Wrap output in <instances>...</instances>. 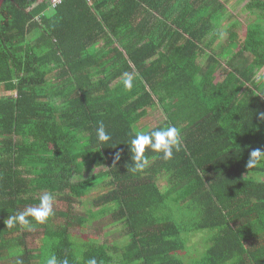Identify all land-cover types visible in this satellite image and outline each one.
Here are the masks:
<instances>
[{"label": "trees", "instance_id": "16d2710c", "mask_svg": "<svg viewBox=\"0 0 264 264\" xmlns=\"http://www.w3.org/2000/svg\"><path fill=\"white\" fill-rule=\"evenodd\" d=\"M49 1L0 7V264H264V160L246 167L264 150V0ZM154 112L145 133L174 125L181 149L133 171ZM45 193L46 222L6 227ZM106 212L124 235L99 243L86 223Z\"/></svg>", "mask_w": 264, "mask_h": 264}, {"label": "clouds", "instance_id": "9594fccd", "mask_svg": "<svg viewBox=\"0 0 264 264\" xmlns=\"http://www.w3.org/2000/svg\"><path fill=\"white\" fill-rule=\"evenodd\" d=\"M125 89H131L133 86V78L129 75L123 80ZM260 116L264 118V113ZM96 136L99 142L106 143L111 140V135L105 130L104 124L101 122L96 129ZM130 152L133 161V171L143 170L146 164L147 157L145 156L146 148H150L156 153H162L163 159L171 160L174 152H179L182 145V137L180 129L174 125H165L164 127L150 132H138L130 141ZM119 153L116 154L115 160H119ZM264 160V150L259 148L254 149L250 153L247 161V168L255 167L260 161ZM54 197L51 193H45L40 197L39 205L28 208L16 215L7 218L6 227L12 228L19 224L21 226H29L30 221L28 217L31 216L36 222L44 223L47 219L54 215L53 211ZM47 264H58L57 258L51 256L47 260ZM63 264H67L64 261ZM88 264H97L95 259L88 261Z\"/></svg>", "mask_w": 264, "mask_h": 264}, {"label": "rangeland", "instance_id": "374dc122", "mask_svg": "<svg viewBox=\"0 0 264 264\" xmlns=\"http://www.w3.org/2000/svg\"><path fill=\"white\" fill-rule=\"evenodd\" d=\"M242 5L243 3H240L238 5L237 11L234 10L233 13H236L237 19L244 25L245 23L255 19L254 18L255 16L249 15L247 10L242 9ZM261 29L264 30V26H262ZM210 37L212 36H208V38ZM224 39H225L224 37L216 39L215 47L218 48L220 41ZM263 74H264V68L258 71L257 79L264 78ZM159 120H160V115L154 112L151 115L145 116L144 118L140 119V121L135 124L136 130L138 132H146L149 128L156 125L159 122ZM82 169L84 172H87V173L89 172L84 167ZM96 170L98 171V169ZM251 174L256 179H260L261 181H264V172H252ZM79 175L80 174H78L77 172H73L71 179L75 180ZM89 203L90 201H88L87 199L83 200L82 203L77 202L74 206V210L76 211V213L77 212L81 213L88 206ZM58 205L61 206L60 204ZM114 223L115 222L111 221L110 212H106V214L104 215L97 216L95 220H93L92 222L90 223L87 222L86 231L97 242L99 243L108 242L109 243L112 240H118L121 237V235H124V232H123L124 229H121L122 225L120 223H115V224ZM116 228L118 229L114 231V229ZM190 239L191 240L189 241V243L191 245H194V246H189L191 247L190 248V256H191V254L195 252L196 248L201 246L202 241L204 242V240H201V234L200 235L197 234L194 239L192 238ZM37 241H38V238L34 237L32 241L30 240V244L35 246Z\"/></svg>", "mask_w": 264, "mask_h": 264}, {"label": "built area", "instance_id": "2783aa9c", "mask_svg": "<svg viewBox=\"0 0 264 264\" xmlns=\"http://www.w3.org/2000/svg\"><path fill=\"white\" fill-rule=\"evenodd\" d=\"M60 1L61 0H50L49 2L54 6V5H56Z\"/></svg>", "mask_w": 264, "mask_h": 264}, {"label": "water", "instance_id": "95a60500", "mask_svg": "<svg viewBox=\"0 0 264 264\" xmlns=\"http://www.w3.org/2000/svg\"><path fill=\"white\" fill-rule=\"evenodd\" d=\"M3 2H4V0H0V7H1V5L3 4Z\"/></svg>", "mask_w": 264, "mask_h": 264}]
</instances>
